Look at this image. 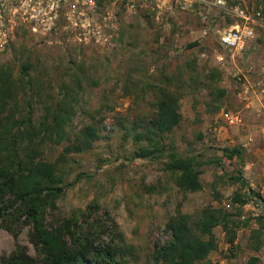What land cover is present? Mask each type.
Returning a JSON list of instances; mask_svg holds the SVG:
<instances>
[{"label":"rangeland","instance_id":"374dc122","mask_svg":"<svg viewBox=\"0 0 264 264\" xmlns=\"http://www.w3.org/2000/svg\"><path fill=\"white\" fill-rule=\"evenodd\" d=\"M181 1L143 0L142 7L134 11L123 0H82L83 14L73 17L77 25L72 17L60 16L53 30L34 32L20 27L12 33L8 45L0 49V65H8L16 75L25 55L29 56L30 74L42 90L35 103L34 122L44 113L43 103L59 94L60 81H68L72 70L79 74L82 70L87 76L72 127L76 131L92 123L101 135L89 151L67 155L63 168L71 185L58 200L59 214L85 209L95 200L98 214L107 210L136 249L134 257L123 264H152L149 255L169 237L165 224L177 208L192 214L206 206L239 211L240 219L250 222L237 230V246L230 250L224 231L215 227L218 247L208 261L244 264L254 254L249 247L250 230L257 227L253 218L264 214L263 202L250 195L258 192L264 200V11L250 23L254 38L241 50L232 51L220 44L219 36L242 21L233 8L245 9L247 1L224 0L223 5H214L215 0H191L186 10L180 9ZM122 25L132 35L116 43L113 36ZM195 41L197 45L187 47ZM185 60H195L199 69L206 66V73L215 71L217 77L212 81L225 91L219 101L208 97L205 88L183 94L179 100L182 119L166 140L183 155H201L199 159L205 162L200 173L202 189L196 192L179 191L161 172L158 160L132 157V144L122 129L123 123L147 109L146 100L134 102L129 93L134 94L149 74L173 75ZM224 112L238 115L240 122L228 124ZM67 143H43L42 154L55 160ZM235 146L243 149V162L223 157V147ZM238 173L247 186L230 181ZM152 184L161 189L147 191ZM235 193L246 202L232 203ZM19 241L35 253L27 228L19 234ZM13 247L11 234L0 228V255ZM259 253L264 256V243Z\"/></svg>","mask_w":264,"mask_h":264},{"label":"trees","instance_id":"16d2710c","mask_svg":"<svg viewBox=\"0 0 264 264\" xmlns=\"http://www.w3.org/2000/svg\"><path fill=\"white\" fill-rule=\"evenodd\" d=\"M130 35L131 30L122 25L114 33L113 40L121 43ZM195 45L196 41L187 47ZM32 67L27 54L16 75L8 65H0V228L14 239V247L0 255V262L123 264L134 257L136 249L126 241L123 231L107 210L98 214L100 207L95 200L85 209L76 208L68 215L58 213V200L71 185L63 168L67 155L89 151L101 135L99 127L92 123L84 124L76 131L72 127L79 91L87 76L82 70L80 74L72 70L68 81H60L59 94L43 103L44 113L34 122L35 103L42 90L30 74ZM205 67L199 69L195 60H185L173 75L160 72L146 76L129 96L134 102L146 100L147 109L141 116L122 124L124 138L129 139L133 147L132 157L158 160L161 172L182 192L202 189L200 173L205 162L199 159L200 154L179 153L166 140L182 119L179 100L183 94L198 93L205 88L208 97H213L214 101L225 95V91L212 81L217 77L215 71L206 73ZM214 108L219 109V106ZM80 112L86 113V110ZM62 141L68 143L55 160L43 156V143L57 145ZM222 151L223 157L244 160V151L239 146L223 147ZM230 181L248 185L239 173ZM146 189L159 191L161 186L157 189V185L152 184ZM250 195L256 196L264 205L258 192L251 191ZM231 202L243 204L246 200L240 193H235ZM253 220L257 227L250 230L252 243L249 247L258 251L264 243V214ZM249 222L240 219L239 211L222 207L206 206L193 214L177 208L165 224L164 230L169 237L156 244L149 259L152 264H210L208 255L218 247L214 228L221 227L232 250L234 245L237 246V230L248 226ZM24 228H27V239L34 254L19 241ZM258 260L257 256L251 255L244 264H257Z\"/></svg>","mask_w":264,"mask_h":264},{"label":"built area","instance_id":"2783aa9c","mask_svg":"<svg viewBox=\"0 0 264 264\" xmlns=\"http://www.w3.org/2000/svg\"><path fill=\"white\" fill-rule=\"evenodd\" d=\"M126 7L137 10L142 7L143 0H123ZM191 0H182L180 9L191 8ZM82 0H0V49L6 47L11 34L21 28L29 31H50L56 28L57 18L60 16L72 17L83 14ZM224 0H215L214 5H223ZM233 12L243 21L235 23L225 29L219 36L220 44L232 51L241 50L254 38V29L250 23L260 16L259 12L250 14L236 5ZM21 27V28H20ZM264 91V89H263ZM223 119L230 125L240 122V117L228 112L223 113Z\"/></svg>","mask_w":264,"mask_h":264},{"label":"crops","instance_id":"0c3cea01","mask_svg":"<svg viewBox=\"0 0 264 264\" xmlns=\"http://www.w3.org/2000/svg\"><path fill=\"white\" fill-rule=\"evenodd\" d=\"M246 1H247V5L245 6V9L244 10H246L248 13L255 14L256 12H259L260 15H261V13H263V11H264V0H244L243 2L246 3ZM242 22L243 21H241L240 23H242ZM237 241L238 240L236 238L235 243H237ZM260 249L258 251H254V250L251 249L252 251H254V254H252V255H255V256L258 257L259 260H258L257 264H264V262H262V261H264V256H262L263 255L262 253H259L260 252ZM214 253H216V252H214ZM221 262H223V261H221Z\"/></svg>","mask_w":264,"mask_h":264}]
</instances>
